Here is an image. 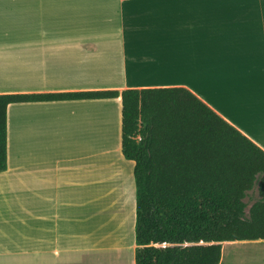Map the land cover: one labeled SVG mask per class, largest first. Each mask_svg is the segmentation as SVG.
<instances>
[{
    "label": "crops",
    "instance_id": "obj_1",
    "mask_svg": "<svg viewBox=\"0 0 264 264\" xmlns=\"http://www.w3.org/2000/svg\"><path fill=\"white\" fill-rule=\"evenodd\" d=\"M163 88L191 91L264 151V0H0V95ZM134 169L120 97L9 105L0 264H80L97 224L100 248L124 249ZM243 242L256 248L236 264H264V240Z\"/></svg>",
    "mask_w": 264,
    "mask_h": 264
},
{
    "label": "trees",
    "instance_id": "obj_2",
    "mask_svg": "<svg viewBox=\"0 0 264 264\" xmlns=\"http://www.w3.org/2000/svg\"><path fill=\"white\" fill-rule=\"evenodd\" d=\"M119 97L135 264H221L223 243L264 240V151L184 88L0 95V173L9 105Z\"/></svg>",
    "mask_w": 264,
    "mask_h": 264
},
{
    "label": "rangeland",
    "instance_id": "obj_3",
    "mask_svg": "<svg viewBox=\"0 0 264 264\" xmlns=\"http://www.w3.org/2000/svg\"><path fill=\"white\" fill-rule=\"evenodd\" d=\"M97 131L100 132L98 129H97ZM103 198L110 200L109 195H107L106 197H103ZM106 199H103V200H106ZM116 199H117V201H119L118 198H116ZM247 202H249L248 199H247ZM251 205H252V202H249V208ZM131 211L132 210L129 209L128 214H130ZM133 220H134V233H135L136 211L134 213ZM103 221H105V218ZM131 221L132 220L130 217V226H131ZM97 225H98V227H97V234H96L97 235L96 236V242L101 241V239H102L99 236L100 233L98 232V230L101 231L102 228L99 226V224H97ZM129 229H130V227H129ZM133 238L135 241V236L131 237V232H130V240L121 243L125 248L122 250H117V251H106L105 249L103 250L102 248H100V246L96 245V242L95 243H93V242L89 243V246H92L94 244L93 247L99 248V249L94 248L95 249L94 251L98 250L99 252L98 253H94V252L88 253L87 257H86V255L84 257L85 261L81 264H135V254H134V249H135L134 246L135 245H133L135 242L133 243ZM102 245H103V243H102ZM129 246H130V248H129ZM222 246H223V252H222L223 256H222L221 264H236V260L232 259L233 253H234L235 257H237L238 254L243 255V256H240L241 262H242L243 259L247 257L246 255H244V252L249 254L250 248H253V249L256 248L255 245L251 246L245 242H226V243H223ZM254 253L255 252L253 250L251 252V254H254ZM71 261L72 262H70V264H73L74 262L78 263V262H76L77 259H75V255L71 257Z\"/></svg>",
    "mask_w": 264,
    "mask_h": 264
},
{
    "label": "bare ground",
    "instance_id": "obj_4",
    "mask_svg": "<svg viewBox=\"0 0 264 264\" xmlns=\"http://www.w3.org/2000/svg\"><path fill=\"white\" fill-rule=\"evenodd\" d=\"M104 112H106L105 113V119L108 121V127H109V129H108V131H107V140H106V146L108 147V151L109 150H111V148H112V145H113V136H114V134H113V132L115 131L114 129H115V125L113 124V123H115V120H113L112 119V121H111V118H112V112L110 111V109H108V108H105V111ZM112 125H114V126H112ZM113 128V129H112ZM114 130V131H113ZM106 133V132H105ZM101 135L103 136V135H105L103 132L101 133ZM105 136V137H106ZM96 149H97V147H96ZM104 150H105V148H104ZM98 155V154H97ZM98 163V162H97ZM100 240V239H99ZM102 241H97L96 242V245H102ZM94 245V244H93ZM90 247V246H89ZM96 249V248H95ZM94 249V250H95ZM97 252H95V253H98L99 251L98 250H96ZM101 253V252H100ZM99 253V254H100ZM82 257V256H81ZM85 257V256H84ZM86 257H87V255H86ZM77 259V261L79 260V257H77L76 258ZM85 260L83 259V262H84ZM87 261V260H86ZM79 262H80V260H79ZM82 262V263H83ZM81 264V263H80Z\"/></svg>",
    "mask_w": 264,
    "mask_h": 264
}]
</instances>
